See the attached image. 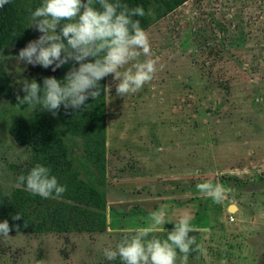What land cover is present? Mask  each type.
Wrapping results in <instances>:
<instances>
[{
    "label": "rangeland",
    "instance_id": "374dc122",
    "mask_svg": "<svg viewBox=\"0 0 264 264\" xmlns=\"http://www.w3.org/2000/svg\"><path fill=\"white\" fill-rule=\"evenodd\" d=\"M150 12L158 14L156 4ZM32 28L35 40L41 33ZM147 32L158 59L153 80L137 93L119 97L113 75L107 76L108 229L113 230L0 235V264H106L104 248H115L125 227L146 226L157 206L152 199L132 201L129 192L142 198L162 195L186 174L187 189L199 198V205L206 197L196 186L203 182L237 184L253 192L243 202L247 212L234 224L213 206L210 218L205 206L198 207L201 223L208 227L213 222L215 230L190 233L196 243L187 264H264V197L256 195L264 188V0H189ZM22 48L0 53L18 89L0 105V189L5 191L17 187L12 165L28 158L8 126L18 116L39 112L58 123L50 112L19 103L17 96L25 95L23 82L35 79L42 87L44 77L62 80L71 66L52 71L10 59ZM146 58L141 55L138 61ZM69 144L74 158L82 162L78 144ZM235 155L240 163L232 164ZM224 164L225 169H236L222 172ZM162 196H168L167 191ZM250 206L255 209L249 211ZM155 235L163 240L168 233ZM177 252L181 264L183 254Z\"/></svg>",
    "mask_w": 264,
    "mask_h": 264
},
{
    "label": "clouds",
    "instance_id": "9594fccd",
    "mask_svg": "<svg viewBox=\"0 0 264 264\" xmlns=\"http://www.w3.org/2000/svg\"><path fill=\"white\" fill-rule=\"evenodd\" d=\"M10 0H0V8ZM98 5V7H97ZM146 12L142 6L129 7L121 0H42L40 6L31 11L30 26L41 33L20 49L15 57L17 62L39 65L52 71L70 64L62 80L54 76L43 78V86L35 80H25L23 98L20 104L40 107L53 116L63 105L64 109L78 110L86 107L89 98L97 99L101 91L111 95V85L102 86L100 81L110 74L116 82V95L124 97L135 94L151 82L157 72L158 59L153 57L148 32L140 20ZM147 57L138 61V57ZM132 67L121 69L130 62ZM27 158V157H25ZM26 185L27 191L42 198L60 197L66 191L51 169L36 164L27 175L17 177L16 186ZM197 190L214 202H221L224 190L210 182L198 184ZM167 208L161 206L147 218L146 226H129L122 231L123 239L115 248L106 247L103 255L109 261L117 258L122 264H177L178 252L183 254L181 264H187L197 229L192 225L190 213L182 212L176 219H166ZM13 220L21 219L19 214ZM165 224H174L171 231ZM25 222L24 226L27 227ZM19 231V225H16ZM11 227L8 220L0 222V235L9 237ZM109 231L113 229L109 228ZM167 232L166 239L155 234ZM47 264V261H36Z\"/></svg>",
    "mask_w": 264,
    "mask_h": 264
},
{
    "label": "trees",
    "instance_id": "16d2710c",
    "mask_svg": "<svg viewBox=\"0 0 264 264\" xmlns=\"http://www.w3.org/2000/svg\"><path fill=\"white\" fill-rule=\"evenodd\" d=\"M187 1L121 0V3L130 8H144L146 15L134 19L140 20L147 31L154 22ZM41 3L42 0H10L0 8V53L25 47L34 40L31 11ZM154 4L157 5L156 16L150 12ZM100 84L107 85V77ZM17 93V86L0 57V105ZM86 105L78 110H65L61 105L56 115L58 123L48 113L39 112L18 116L8 126L10 136L28 154L25 163L12 165L16 183L18 176L27 175L36 164H42L66 187L62 196L47 199L30 193L26 185L10 191L0 189V222L8 220L9 233H103L108 229L107 96L101 91L100 97L89 98ZM69 140L78 144L82 162L74 158ZM16 214L21 219L13 220ZM106 264L122 262L117 258Z\"/></svg>",
    "mask_w": 264,
    "mask_h": 264
},
{
    "label": "crops",
    "instance_id": "0c3cea01",
    "mask_svg": "<svg viewBox=\"0 0 264 264\" xmlns=\"http://www.w3.org/2000/svg\"><path fill=\"white\" fill-rule=\"evenodd\" d=\"M238 158V156H234L232 158L231 163L235 162L240 163V161L236 160ZM232 163V164H233ZM224 171L222 172H226L228 169H236L235 166L231 167L229 166L228 169H225L226 167H228V164H224ZM190 176L183 175L181 177L178 178V180L176 181V183L174 185L169 186L167 189L164 190V192L167 191L168 196L164 197L162 196L164 194H157L156 196H150V198H142L143 196H141L142 194L138 193V192H133V190L129 193H131L133 195L134 198H130L132 201H140V200H155V202L157 203V206L155 207V210H158L161 206H166L167 208V216L166 219H176L177 216L182 213V212H188L191 214V216L193 217L192 219V225L197 228V229H202V228H207L208 231H203V232H210L211 230H213L214 228V223L211 222L212 224L208 227L204 226L203 221L201 223L202 218H200V214H199V210L198 207H206L205 212H207L206 215H209L208 217L210 218V214L209 211L212 210L210 207L213 206L214 208H217L216 211L221 212V216L224 218V220H226L228 223L234 224L237 222V218L238 216H242L246 211L245 204L243 203L246 199H247V195L249 194H253V192H245L242 190V188H240L239 185L237 184H232L230 187L227 186L226 184L223 183V185H219L223 190H224V196H223V200L219 203L215 202L210 204V202H213L212 199L210 198H206L205 201L203 203H201L200 205L197 204L199 201V198H195L194 197V193L192 190L187 189L188 187H190V184L188 183ZM232 180L235 178L231 177ZM233 180V181H234ZM169 189V190H168ZM261 195V197H264V188L261 192H256V195ZM135 195H138L137 198H135ZM258 195V196H259ZM246 196V197H245ZM252 199V198H251ZM257 199V198H256ZM191 200V201H190ZM239 200H241L242 202H239ZM260 200H263L260 198ZM196 201V203L194 204V202ZM252 204H254L253 200H251ZM108 202H109V212H110V208H111V203L109 200V196H108ZM242 203V204H241ZM251 208V206H250ZM255 208H251L249 209V211L254 210ZM247 212V211H246ZM228 215V217H227ZM232 215L235 220L234 221H230L229 220V216ZM238 227V229L240 231H242V226L240 225H236ZM165 230L166 231H171L174 228V224H165ZM235 228V227H234ZM215 230V229H214Z\"/></svg>",
    "mask_w": 264,
    "mask_h": 264
},
{
    "label": "built area",
    "instance_id": "2783aa9c",
    "mask_svg": "<svg viewBox=\"0 0 264 264\" xmlns=\"http://www.w3.org/2000/svg\"><path fill=\"white\" fill-rule=\"evenodd\" d=\"M229 220L232 222V221L235 220V218H234L232 215H230V216H229Z\"/></svg>",
    "mask_w": 264,
    "mask_h": 264
}]
</instances>
